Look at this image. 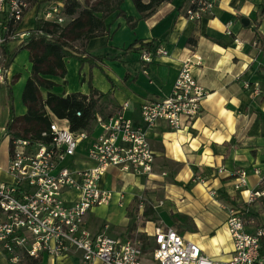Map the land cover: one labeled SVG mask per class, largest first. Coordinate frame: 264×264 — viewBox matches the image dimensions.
I'll list each match as a JSON object with an SVG mask.
<instances>
[{"label":"crops","instance_id":"crops-1","mask_svg":"<svg viewBox=\"0 0 264 264\" xmlns=\"http://www.w3.org/2000/svg\"><path fill=\"white\" fill-rule=\"evenodd\" d=\"M259 1L216 0L208 16L192 21L184 11L187 0L162 2L143 18L131 0H124L121 9L127 16L138 19L135 26L129 27L123 17L110 16L107 19L109 35L92 38L86 44L89 54L101 57L98 64L90 67L74 58L80 63L81 86L76 92L88 94L91 74L92 87L108 93L99 100L90 131L84 130L87 138L80 141L75 156L66 162L77 168L94 164L87 156V147L103 132L97 118L108 121L120 115L133 126L146 129L141 105L166 97L183 61L192 55L200 58V64L192 69L197 84L206 91L199 115L177 130L170 129L164 121L146 129L154 155L153 173L142 175L146 177L143 180H135L130 175L138 174L110 167L101 176L99 187L113 191L117 200L119 193L123 196L124 193L106 186L109 177H113L114 184L130 186L125 203L124 199L121 203L118 200V206H123L128 215L132 211L130 216L137 215L138 219L142 209L137 199L144 193L145 204L157 216L155 222L147 221L142 226L126 223L124 230L111 236L127 237L128 228L134 227V231L145 233L153 244L155 228L168 227L198 244L212 260L223 261L229 257L232 242L225 225L226 208L236 205L255 212L260 203H247V196L249 191L260 187V178L264 176V49L259 47L256 38L258 32L264 35V15L260 14ZM30 10L31 20L23 24L28 11L21 29L34 27L35 12L33 8ZM140 42H151V49L160 47L167 54H157L150 62H144L140 55L146 48L138 49ZM128 47L131 50L125 51ZM49 79L57 83L53 93L73 92L66 91L65 86L62 90L59 88L63 87L61 81L65 84V77ZM49 117L68 126L66 120L56 119L50 113ZM240 169L246 171L247 184L235 189L234 174ZM121 172H128L130 177L125 179ZM0 173L3 175L0 179L8 178L5 171ZM63 197L72 201L76 192L65 189ZM87 213L85 228L94 235L103 226H93ZM38 258V264H80L81 253L71 248L63 256L42 254ZM150 260L156 264L151 255ZM0 264L11 263L0 254Z\"/></svg>","mask_w":264,"mask_h":264},{"label":"built area","instance_id":"built-area-1","mask_svg":"<svg viewBox=\"0 0 264 264\" xmlns=\"http://www.w3.org/2000/svg\"><path fill=\"white\" fill-rule=\"evenodd\" d=\"M215 2L187 0L185 15L189 20L198 21L210 14ZM42 3V0H0V84L5 83L9 75L5 50L12 44L23 43L32 33L37 34L34 27L29 30L20 27L30 9H34L35 21L42 19L58 24L68 21L63 14V2ZM41 6L43 13L39 15ZM157 54L167 52L160 47L144 49L140 57L150 62ZM199 64L198 56L186 58L170 93L163 99L141 105L146 129L164 121L170 129L177 130L199 115L206 95L192 75L193 67ZM76 114L79 116L80 112ZM97 122L103 132L87 147V156L94 164L85 168L66 164L75 156L80 141L87 138L85 131H72L69 126L51 121L48 128L40 132L39 139L10 132L7 166L3 170L8 178L0 179V254L9 263L22 264L24 256H63L74 248L81 253L80 264L95 261L144 264L142 243L135 236H111L106 224L94 235L85 228L86 213L94 206L108 204L113 198V191L102 189L98 184L110 167L146 176L154 171V155L146 129L133 126L120 115L108 121L97 118ZM234 177L235 189L246 186L245 170H237ZM65 189L74 190L75 199L66 200ZM123 198L119 193L120 203ZM263 198L264 176L260 178V187L249 191L247 196V203H260L261 207L255 212L264 217ZM226 210L225 225L232 242L226 260H212L198 244L168 227H157L153 232L152 260L156 264H264L261 251L264 221L258 226H249L252 220L242 218L234 207Z\"/></svg>","mask_w":264,"mask_h":264},{"label":"trees","instance_id":"trees-1","mask_svg":"<svg viewBox=\"0 0 264 264\" xmlns=\"http://www.w3.org/2000/svg\"><path fill=\"white\" fill-rule=\"evenodd\" d=\"M63 14L68 18L64 24L38 19L34 23L37 34L17 45L14 50H5V65L9 67L16 55L21 50H28L31 64L30 74L25 81L21 92V101L25 106V113L17 116L12 105V91L9 85L7 100L9 104V120L7 130L16 136L34 139L40 138V132L47 129L51 122L49 113L56 119L68 122L72 131H90L91 122L98 111L99 100L108 93H102L91 85V74L88 84V94L71 92L59 95L52 92L57 83L49 77L64 78L66 75L65 58H76L81 64L88 63L90 67L96 66L101 57L89 54L86 51L87 42L95 37L109 35V23L107 19L115 15L123 17L128 26L133 28L138 19L127 16L121 9L124 0H85L82 4L78 0H62ZM141 18L146 17L160 3L170 0H131ZM260 14L264 15V0L258 3ZM257 43L264 49V35L256 33ZM152 43L140 42L138 49L152 48ZM131 50V47L125 51ZM46 90L42 97L41 90ZM80 112L78 116L76 113ZM20 123V131L14 129V124ZM264 210V198L261 200ZM245 220H252L249 226L260 225V215L248 208L232 206ZM144 215L153 213L147 204L144 205ZM142 247L145 248L149 240L142 233ZM262 254L264 255V237L261 240ZM40 258L24 256L22 264H38Z\"/></svg>","mask_w":264,"mask_h":264},{"label":"rangeland","instance_id":"rangeland-1","mask_svg":"<svg viewBox=\"0 0 264 264\" xmlns=\"http://www.w3.org/2000/svg\"><path fill=\"white\" fill-rule=\"evenodd\" d=\"M57 2H63L62 0H55ZM82 4L85 2V0H78ZM45 2V0H43ZM43 13V6L40 7L39 9V15ZM32 17V10H29L27 13V16L25 20L23 21V24H27L30 22ZM31 26V24H30ZM17 47L14 44L10 45V50H14ZM79 65L80 63L75 60L74 58H67L66 59V69H67V74L65 76V84L61 81V85L63 87L59 88L62 90L64 89L66 91H73L76 92L77 90H80L81 86V81H80V75H79ZM30 61H29V52L28 50H21L15 57L11 67H10V74L5 83L0 84V166L2 170L6 169V162H7V142L8 138L11 135L9 131H6V124L9 120V104L7 100V94H8V89L5 87L6 84H9V87H11V91L13 92L12 94V105L14 109V113L17 116L22 115L25 112V106L22 104L21 101V92L23 89V85L25 84L26 79L28 78L30 74ZM84 88V87H83ZM82 89V88H81ZM58 91H60L58 89ZM42 97L45 95V91L42 90ZM14 129L20 131L22 129V126H20V123H15L14 124ZM124 176L125 179L128 177L132 176L135 180H143L144 176H138V175H133L131 174L129 176V173L127 172H121ZM2 173H0V177H2ZM109 181L106 186L107 187H113L115 189V192L118 191H123L124 193V200L123 202L125 203L126 198L125 195H127L130 192V186L125 185L123 183L117 182L116 184L112 183L113 177H109ZM115 194V193H114ZM138 202L142 206L140 209H142V212L140 215H138V219L136 216L132 217L130 216L132 214V211H130V215L127 214L126 210L122 207L118 206V200L117 196L114 195L112 200L109 202V204L98 206V207H93L92 210H90L87 213V219L93 224L95 227H101L104 224L108 225V230L107 233L110 235H117L120 231L124 230L126 228V223L130 222H136L139 226L145 225L147 221H153L155 222L157 219L156 214L154 213H148L147 215H144V205L146 203L145 196L143 193V197H138ZM260 205V204H259ZM134 207L137 208V205H134ZM261 207V205H260ZM134 208V209H136ZM149 208L151 206L149 205ZM138 209V208H137ZM226 211V210H225ZM227 212V211H226ZM228 214V213H227ZM221 216V210L218 209V217ZM260 223L264 221V217L260 216ZM90 228V227H89ZM134 227L128 228V231L126 232L127 237L131 238L135 236L140 242L142 238V233L136 232L133 229ZM142 243V242H141ZM152 247V243L148 242L145 248H143L144 256L143 260L146 262V264H153L150 260V249Z\"/></svg>","mask_w":264,"mask_h":264},{"label":"water","instance_id":"water-1","mask_svg":"<svg viewBox=\"0 0 264 264\" xmlns=\"http://www.w3.org/2000/svg\"><path fill=\"white\" fill-rule=\"evenodd\" d=\"M245 21V20H244ZM243 22V21H242ZM245 22H247V21H245Z\"/></svg>","mask_w":264,"mask_h":264}]
</instances>
